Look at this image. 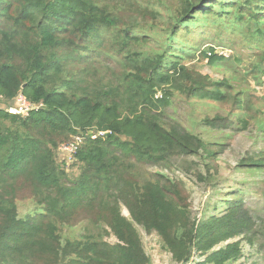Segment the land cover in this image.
<instances>
[{
    "label": "trees",
    "instance_id": "trees-1",
    "mask_svg": "<svg viewBox=\"0 0 264 264\" xmlns=\"http://www.w3.org/2000/svg\"><path fill=\"white\" fill-rule=\"evenodd\" d=\"M174 1L0 0V264H151L138 227L156 233L177 264H231L243 256L241 240H232L247 233L253 244L244 190L196 223L175 183L141 164L215 159L217 144L165 109L178 95L232 99L231 113L244 100L229 80L212 81L183 63L184 34L212 16L264 37V0ZM205 55L211 64L224 60L214 49ZM19 94L39 106L28 117L7 112ZM222 122L205 120L215 129ZM254 128L264 133L263 122ZM75 137L84 140L69 172L56 150ZM256 157L241 167L264 170V150ZM23 200L35 206L22 218ZM83 223L82 235L63 236Z\"/></svg>",
    "mask_w": 264,
    "mask_h": 264
},
{
    "label": "rangeland",
    "instance_id": "rangeland-1",
    "mask_svg": "<svg viewBox=\"0 0 264 264\" xmlns=\"http://www.w3.org/2000/svg\"><path fill=\"white\" fill-rule=\"evenodd\" d=\"M164 1L170 7L175 2ZM184 37L189 41L190 55L185 57L183 63L212 81L229 80L234 92L243 98V108L231 113L236 106L232 99L220 104L176 96L165 109L166 115L210 145L217 144L214 147L217 151L215 159L208 160L206 155L173 156L161 164H140L145 165L143 169L146 172L166 175L175 183L184 204L188 206L189 218L196 223L204 220L209 213L223 210L224 200H229L238 189L244 190V211L251 220L249 236L254 242L250 244L246 240L247 233L232 240H241L243 256L231 264H264V170L251 172L246 169V165L241 167L251 158L257 159L256 156L264 150V133H258L254 128V122L264 123V61L260 59L264 51V37H260L252 25L247 26L228 18L221 21L212 16L204 17V22L194 27L191 34H184ZM211 49H214V54L223 56L224 60L211 64L205 55V52L211 54ZM257 63L262 65V69H257ZM15 104L14 100L11 106ZM4 105L5 102L0 104L1 107ZM218 117L224 119L219 124L220 128L206 126L205 120ZM239 118L249 120L251 127L249 125L247 129L241 130L242 127L237 125ZM229 120L235 123L231 125ZM223 123L226 128H223ZM72 141L61 144L56 150L57 161L66 163L64 167L69 172L76 170L75 157L60 148ZM34 206L31 200L21 201L20 216H27ZM122 213L126 217L130 216L124 207ZM81 227L84 229V223L75 229L65 228L63 236H80L83 233ZM138 230L151 264H177L156 233L149 234L141 227ZM106 239L112 244L117 242L115 237ZM199 258L200 254L195 252L192 262H198Z\"/></svg>",
    "mask_w": 264,
    "mask_h": 264
},
{
    "label": "built area",
    "instance_id": "built-area-1",
    "mask_svg": "<svg viewBox=\"0 0 264 264\" xmlns=\"http://www.w3.org/2000/svg\"><path fill=\"white\" fill-rule=\"evenodd\" d=\"M15 102L16 104L14 106H11L7 109V112L11 115H15V116L20 115L22 117H28L32 111L39 108V106L32 103L23 94H19L15 99ZM107 135L108 133L106 132H98V133L92 132L91 135L90 132L88 133V136L91 137L92 139H96L97 137H104ZM83 140L84 139L82 137H75L72 143L63 145L60 148V150L70 152L71 156H74L78 151L79 146L83 144Z\"/></svg>",
    "mask_w": 264,
    "mask_h": 264
},
{
    "label": "water",
    "instance_id": "water-1",
    "mask_svg": "<svg viewBox=\"0 0 264 264\" xmlns=\"http://www.w3.org/2000/svg\"><path fill=\"white\" fill-rule=\"evenodd\" d=\"M92 132H90V135H91ZM107 136H110V134H108Z\"/></svg>",
    "mask_w": 264,
    "mask_h": 264
}]
</instances>
